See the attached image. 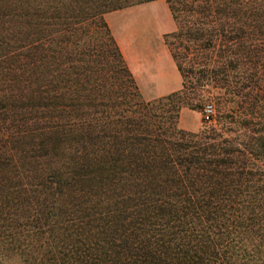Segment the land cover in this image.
Returning <instances> with one entry per match:
<instances>
[{
  "label": "trees",
  "instance_id": "trees-1",
  "mask_svg": "<svg viewBox=\"0 0 264 264\" xmlns=\"http://www.w3.org/2000/svg\"><path fill=\"white\" fill-rule=\"evenodd\" d=\"M148 1L0 0V264H264V0H165L146 101L104 15Z\"/></svg>",
  "mask_w": 264,
  "mask_h": 264
},
{
  "label": "crops",
  "instance_id": "crops-1",
  "mask_svg": "<svg viewBox=\"0 0 264 264\" xmlns=\"http://www.w3.org/2000/svg\"><path fill=\"white\" fill-rule=\"evenodd\" d=\"M128 14L132 16L130 27L125 28L124 32L117 31L112 25L111 17ZM151 15H154L157 20L152 30L144 26L137 28L136 25L141 23L144 17ZM106 20L139 90L146 98L156 99L182 88L181 74L165 42V35L176 29V23L165 0H152L108 12ZM156 36L161 43L164 62L160 59L152 60L151 54L145 52L151 48L149 43H152V39ZM137 40L145 42L146 45L148 43L149 48L144 50L136 47L134 41ZM172 78L175 79L173 87ZM156 82H160V85ZM188 111V109H182L181 116Z\"/></svg>",
  "mask_w": 264,
  "mask_h": 264
},
{
  "label": "rangeland",
  "instance_id": "rangeland-1",
  "mask_svg": "<svg viewBox=\"0 0 264 264\" xmlns=\"http://www.w3.org/2000/svg\"><path fill=\"white\" fill-rule=\"evenodd\" d=\"M107 14V13H106ZM106 14L104 15V18L106 20ZM160 17H162V14L160 13ZM131 19L132 16L131 15H124V16H113L111 17L112 20V25L114 26V28L119 31V32H124L125 28L130 27V23H131ZM161 20V19H160ZM107 22V20H106ZM157 20L155 19L154 15L151 16H146L144 17L143 21H141V23H138L136 26L137 28L139 27H145V28H149L150 30H152L155 26ZM108 24V23H107ZM109 26V25H108ZM110 28V27H109ZM111 31V29H110ZM112 33V31H111ZM129 33V31L127 32ZM136 47H139L140 49H144L146 50L148 47V43L146 45L145 42H140V41H134ZM151 48H149V50L147 49L145 52L148 54H151L152 56V60L154 59L155 61H157L158 59H160L161 62H164V55L162 53V49H161V43L160 41L157 40V36L156 38L152 39V43H149ZM175 79L172 78V87L174 86ZM157 85H160V82H156ZM142 98L146 101L149 100H153V99H148L146 98V96H144L141 92V90H139ZM202 105H201V110H192L189 109L188 107H183L182 109H188V112H184L183 116H181V110H180V116H179V121H178V126L186 131L189 132H198L203 128H207L210 127L212 125L215 124L214 118H215V109L213 106V102H211L210 100H208L207 98H203L202 99ZM206 104H211L213 106L214 109V114L212 116V118H210L209 120H205L204 119V115H203V108Z\"/></svg>",
  "mask_w": 264,
  "mask_h": 264
},
{
  "label": "built area",
  "instance_id": "built-area-1",
  "mask_svg": "<svg viewBox=\"0 0 264 264\" xmlns=\"http://www.w3.org/2000/svg\"><path fill=\"white\" fill-rule=\"evenodd\" d=\"M213 114H214L213 106L211 104H206L203 108L204 119L209 120L210 118H212Z\"/></svg>",
  "mask_w": 264,
  "mask_h": 264
}]
</instances>
